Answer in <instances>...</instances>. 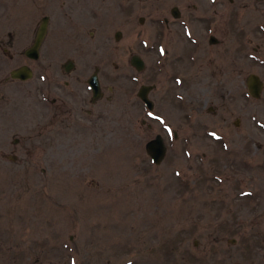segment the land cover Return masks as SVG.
Listing matches in <instances>:
<instances>
[{
  "label": "rangeland",
  "instance_id": "374dc122",
  "mask_svg": "<svg viewBox=\"0 0 264 264\" xmlns=\"http://www.w3.org/2000/svg\"><path fill=\"white\" fill-rule=\"evenodd\" d=\"M143 1L119 42V26L94 33L107 45L94 62L48 48L65 0H0V264H264V88L253 98L246 87L250 73L264 81V39L261 63L250 47L239 61L237 23L223 18L213 30L229 44L228 75L213 79L198 60L175 93ZM50 14L30 60L23 52ZM22 64L32 77L11 79ZM96 66L102 93L91 101L83 77ZM141 84L156 85L152 110ZM156 134L167 146L157 165L144 149Z\"/></svg>",
  "mask_w": 264,
  "mask_h": 264
},
{
  "label": "flooded vegetation",
  "instance_id": "af4514ba",
  "mask_svg": "<svg viewBox=\"0 0 264 264\" xmlns=\"http://www.w3.org/2000/svg\"><path fill=\"white\" fill-rule=\"evenodd\" d=\"M144 2L146 3L142 5V8L153 16L157 15V18L150 22L157 32L162 73L166 76L171 89H174V86L180 87L179 81L183 80L185 69L205 58L206 64L212 68L211 77L213 79L217 77L224 79V75H228L226 62L229 57V44L225 38L220 39L214 34L213 30L218 31L223 18H226V23H237L238 30L233 33L236 32L238 39V60H241V55L246 56L245 49L250 47L253 54L247 56L252 59V62L261 63L259 54L264 39V0H145ZM53 4L51 2L50 6ZM51 10L55 9L51 8ZM74 11L75 13H73ZM133 11V0H65L64 15L67 19L61 23V33L55 40V44L48 48L54 55L76 56L86 53L95 62L99 59L97 57L101 52L99 49L104 50L107 45L103 43L101 46L100 43H97L94 33L102 27V24L101 30L110 26H119V29L115 28L113 33L114 40L119 42L123 37L122 31L130 29L132 26ZM43 17H47L44 40L50 32L54 16L52 14L44 15L40 21ZM102 18H104L103 22ZM139 22L144 23L145 18L140 17ZM87 32L90 34L89 41L82 34ZM65 42H67L66 47L62 46ZM24 52V56L28 58ZM133 56L140 57L137 54L132 55L130 63ZM140 59L145 68L144 60L141 57ZM73 66V60H67L64 64L66 71ZM82 67L79 68L80 72L84 71V66ZM93 76L99 81L97 66L86 77H83L90 91L91 101L96 99L88 84V80ZM261 81L263 87L260 96L264 88V81L262 79ZM146 85H153L149 93L156 87L155 84ZM174 92L176 93V90ZM171 97L175 98L174 95Z\"/></svg>",
  "mask_w": 264,
  "mask_h": 264
},
{
  "label": "water",
  "instance_id": "95a60500",
  "mask_svg": "<svg viewBox=\"0 0 264 264\" xmlns=\"http://www.w3.org/2000/svg\"><path fill=\"white\" fill-rule=\"evenodd\" d=\"M46 20L47 17L41 19L33 43L24 52L31 60L38 58L39 46L44 38L47 28ZM131 63L137 70H142L144 68L143 61L140 57L133 56ZM32 74V69L27 64H23L10 70L9 77L14 80L25 81L30 79ZM88 84L92 90L94 98H98L101 94V89L97 78L95 76L91 77L88 80ZM246 87L251 97L259 98L263 83L257 74L250 73L246 79ZM152 88L153 85L141 84L136 92V96L143 102L148 110L153 109V101L148 96V93ZM144 149L152 163L155 165L159 164L166 155V144L161 134H156L152 139L148 140L144 145Z\"/></svg>",
  "mask_w": 264,
  "mask_h": 264
}]
</instances>
